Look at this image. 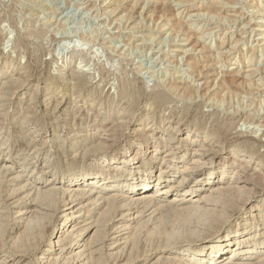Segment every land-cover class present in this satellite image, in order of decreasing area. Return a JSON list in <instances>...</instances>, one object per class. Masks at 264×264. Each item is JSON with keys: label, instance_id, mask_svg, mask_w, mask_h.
I'll use <instances>...</instances> for the list:
<instances>
[{"label": "rangeland", "instance_id": "1", "mask_svg": "<svg viewBox=\"0 0 264 264\" xmlns=\"http://www.w3.org/2000/svg\"><path fill=\"white\" fill-rule=\"evenodd\" d=\"M111 125L116 132L105 153L110 156L89 152L97 135ZM235 130L264 142V0H0V264H10L5 260L15 256L20 258L16 264H172L173 257L181 264H206L208 248L177 250L188 241L207 243L228 231L223 242L214 243L227 245V253L242 221L249 228L240 238L251 237L241 244L245 255L264 253L263 179L256 182L260 186L251 200L242 204L237 199L235 209H222L228 214L215 222L212 214L177 209L172 201L207 194L209 188L197 184L207 179L209 169L214 173L211 187L220 179L232 183L243 178L234 172L233 156L247 160L249 153L234 137ZM194 132L216 149L220 146L209 160L216 168L197 172L198 182L181 168L195 156L194 146L186 140L178 156H166L162 163L169 147L159 139ZM263 146L258 151L264 155ZM132 155L144 169L123 181L127 175L114 170L127 167L113 158ZM259 159L264 156L254 161ZM172 164L178 169L168 180L130 193L134 185L153 186L160 169ZM223 164L227 168L221 175ZM102 175L109 180L102 194L157 191L186 179L166 196L173 204L129 203L132 209L123 218L141 215L111 249L105 237L110 219L120 212V202L113 201L90 252L93 231L83 237V224L103 213L108 201L96 202L95 195L81 198L75 208L82 206V217L76 218L78 212L68 213V206L78 202V192L66 188L86 176L95 184ZM50 179L53 193L40 198ZM36 201L45 206L44 214L28 212ZM252 204L259 208L251 210L253 218ZM254 218L257 226L251 229ZM57 230L63 231L59 237ZM42 251L52 258L40 260ZM226 255L208 264L223 262Z\"/></svg>", "mask_w": 264, "mask_h": 264}, {"label": "bare ground", "instance_id": "2", "mask_svg": "<svg viewBox=\"0 0 264 264\" xmlns=\"http://www.w3.org/2000/svg\"><path fill=\"white\" fill-rule=\"evenodd\" d=\"M103 131H104L103 135H102V133H101V135H97V139H96L97 141L95 143H93L92 145H90L89 147H88V145H89L88 144L87 147H88V151L89 152L94 153L95 155L101 153V157L102 156L103 157L104 156L107 157V156H110V155H105V153H107L109 151L108 150V145H109L112 137L114 136V134L116 132V129H114L113 126L111 125V126H107ZM247 131H245V132H247ZM243 132H239V131L235 130V131H233V135L238 140V142L240 144L243 143L246 146L244 148V151L245 152L247 151L249 153V155H248L249 159L245 160V159H241V158H238L236 156H233L234 161L232 163V164H236V166H235L236 169H235L234 172L237 173L238 175H243L242 176L243 178L240 179L239 178L240 176H237L238 177L237 181L232 182V183H229L228 181H223L222 182L221 181L222 179H220L218 184L214 185V187H211L209 185L212 184V180L211 179H212V175L214 173L212 171H210V169H209L207 174H209V176H211V177L208 176L207 179H202L201 180L202 182L201 183L199 182L197 184L198 185L197 187L199 189H201V188H203V189L204 188H209V192L207 194H203L201 196H198V195L191 196V194H189V195H186L184 197L183 196L175 197L172 201L175 202L174 205L177 207V209H178V207H179V209H182V210L183 209L184 210L185 209H193V211H196L195 213H197L198 215H199V212H201V211L203 212V214H204V212H205V214H210V215L212 214L213 216H212L211 220H212V222H215V221H218V220H222L223 219L222 215L226 216V214H228V213H226V214L222 213V209H230V210L232 209V211H233V209H235L234 207L237 206V205L233 206L232 204L236 203L235 201L237 199H240L242 201V204H245L247 201L252 199L253 195H255L257 193L256 188H258L260 186V185L257 186L258 184L256 182L260 181L261 179H263L262 182L264 181V161H262V159H259L256 162L254 161L256 156H259V157H263L264 156L263 154H261V152H259L260 150L258 151V148L262 147L264 142H263V144H262L263 140L261 141V143L255 142L254 139H257V138L254 137V139H253L252 138L253 136L251 137L250 133H249L250 135H248L247 133H243ZM149 135H151V134H149ZM212 135H213V137L216 136V135H214V133ZM198 136H199V133L198 132L197 133L194 132L192 136H185V137L180 138V139H176L175 136H170L169 139H166L164 137L159 138L161 140H165L164 143L166 144V146L169 147V149L166 150L163 153V156H162L163 159L161 160L162 163L166 160V158H165L166 156H178V150L180 148V144L181 143L182 144H186L187 141H189L190 142L189 144L194 146L193 150H192V153L195 154V156L190 158L189 162L186 165L182 166L181 168H182V174H185V175L192 174L193 175V181H195V182L200 181V179H199L200 176H198L196 174H198L199 172L201 173L207 167H211L212 166V168L213 167L216 168V162L214 164H211V162L209 163V160L212 159V157L216 156V154L219 152V148H220V146H219V148L216 149L214 147L216 145H214L213 143H211L209 141H206L205 140L206 139L205 136H204L203 139L198 138ZM172 141H175L178 144L173 146V144H171ZM85 151H87V150H85ZM110 159H112V158H110ZM113 159H119L120 161H118V162L124 164L125 165L124 167H127V168H125L123 170L119 169L118 166L115 167V168H109L108 169V170L112 169L111 172H113L114 169H119V170H114V171L115 172L117 171V172L125 173L127 175V177H125V179H123V181L129 180V178H130V180L133 179V176H137L138 174H140V172H141L140 169L141 168L144 169L143 163L140 160H138L140 158H137L136 156H133V155L130 158L126 157V156H122V157L113 158ZM131 160L133 161V162H131L132 164L126 165V163L128 161H131ZM151 160H152V156L150 157V163L154 162V161H151ZM167 160H170V159H167ZM115 162H116V160H112L111 161V163H112L111 165H113V167L115 165L114 164ZM226 168H227V166L223 164V166L221 168V175L225 174ZM177 169H178V165H176V164H172L171 167L167 168V169H165L163 167V168L160 169V172L157 175V177L159 178V181L156 182L155 184H153V186H152V184L150 182H144L141 185L139 184L140 185L139 188H138V185L131 186L129 188V191L131 190L130 193H133L136 190L138 191V190L145 189V188L146 189H150V188L154 189L155 188L154 185H156V184L159 185V184H161V182H165L166 180H168V177L172 175V172L176 171ZM147 171H149V170L147 169ZM101 178L102 179L104 178L105 180L101 182V180H102L101 179L95 184L92 181L93 178L92 177H87V176L79 178V179H76V180H71L74 183H73V185H68L66 190H69V192L77 191L79 198H78V202H76L77 201L76 200V201L72 202L71 205L68 206V208L71 210L68 213H72L73 214L75 212L76 213L78 212L77 213L78 215L75 216V217L76 218H81L82 217L81 210H83V208H82L81 205L78 206V208L77 207L75 208V205L79 204L82 199H85V198H87V200H88V198L92 199L93 195H95V196H94V198L92 200L98 199L96 202H98L99 200L108 201L107 202V208H106V210L103 213L99 214L97 217H95V219L92 218V220H88V222L84 223L83 226L84 225L85 226L83 227V230L80 228L84 232V233H82L83 237H85L84 234H86V233H88L90 231H93L92 234H91V239L93 238V240H92L93 242H91V243L95 244V242H98L97 241L98 237L101 234V233L99 234V231L101 232V228H104L103 225L106 226V224H104L105 223V217L111 211V208H112V206L114 204L113 201L120 202L119 206H118L120 208L119 209L120 212L116 216H114L113 218L110 219L109 222H110L111 226L109 228H111V229L108 230L109 232L106 233L107 235L105 237L107 240H109L108 242H111V244H109V246L111 245V247H110L111 249L116 246V244H117V242H118V240L120 239L121 236L123 237L124 234L126 235V233H128L129 229L134 225V224L131 225V223L132 222L136 223L135 220L138 218V216L141 215V213H138L136 215L131 214V215H129L130 217L128 219H124L123 218L124 217L123 212L131 210L132 208H131L130 205H132V204L135 205L136 204V206H137L139 203H146L147 204V203H150V202L151 203L154 202V201L158 202V201H161V200L167 202L168 199L166 198V196H168L171 191H178L179 188L182 185H184V183H185L184 180L186 179L185 176H182L181 179H178L177 183L168 184L166 186H163L162 188H160V190H157V191L150 190L148 192H142V193L139 192L138 194H130V193L129 194H122V193L121 194L120 193L117 194V192L116 193L114 192L113 194L109 193L110 194L109 195V194H102L101 193L102 189H105L104 185H106V183L109 181L108 179H107L108 181H106L107 177L105 175H102ZM54 185H55V182H54L53 179L48 180V183L45 186H50V187H46L48 189L45 188L46 190L41 191L40 194H39L40 195L39 197L43 198V197L51 196V193H53ZM90 185H97V187H99L101 190H99V191L97 190L96 191ZM113 187L111 186V188H113ZM33 192H34V190H33ZM73 194H75V193H73ZM181 194H183V193H181ZM126 200H127V202H125ZM172 201H168L167 203H170ZM121 202H125V203H121ZM173 202H172V204H173ZM129 203H131V204L129 205ZM85 204H84V206H85ZM162 206H163V204H162ZM32 207H33V209L31 210V208H30V210L28 211L29 213L32 214L33 212H35V214L36 213L44 214V212L41 209L42 208L44 209L45 206L42 205V203L40 204V203H38L36 201L35 202V206H32ZM218 207H220V208L218 209ZM134 208H135V206H134ZM249 210L250 211L251 210H259V208H257L255 205L252 204L250 206ZM214 211L215 212L217 211V213H215ZM250 211H249V213H251L250 215L253 218L254 215L252 214V211L251 212ZM68 213H64V214L67 215ZM19 215H21L20 212H19ZM83 215H85V214H83ZM87 215H89V214H87ZM42 217H44V216H42ZM21 218L22 217L20 216L18 218V220H20ZM35 218H38V217L34 216V219ZM31 219H33V218H31ZM254 220H255V218H254ZM257 220L258 219H256L252 223L253 225L251 224L252 225L250 227L251 229H253V228L255 229L256 228ZM82 222H85V219H83ZM247 223H248L247 221H242V223H237V224H240V226L237 227V229L235 230V234H238V235H237V238H236L235 234H233V236L231 235L232 239L236 238V240H235V243H233V245H232V246H234L233 249H229V251L227 253H225V250H227L226 249L227 245L226 246H224V245L221 246V245H215L214 243L219 242L220 239H222L221 241L223 242L226 239V237H228V235H230V233L228 231H226L223 234L217 235L214 239H212L211 241H209L207 243L203 239H198V240L196 239L194 243H190L188 241L187 243H185L186 245L183 244L184 246L180 247L177 250V252H181V251L185 252V251H188V249L189 250H193L194 252H201V251H204L205 249L208 248V250H207L208 251V256H207L206 264L210 263L211 261H219L220 257H222L224 254H227V255L223 259V262H218L217 264H248L245 261L244 262L241 261L240 263H238V259H242V258L243 259H250V258L254 259V258H256V260H253V262H249V264L254 263V261L257 264L258 263H264V253L258 254V256H256V257H252V256H246L245 255V251L243 252V250H242L243 248H242L241 244L246 243V241L250 243L249 240L251 239V237H249V236L245 237V238H240V234H242L247 228H249V226L246 227ZM25 224H26V222H25ZM78 227H80V226H78ZM134 228H135V225H134ZM37 229H38V227H37ZM37 231L39 232V230H37ZM131 232H133V231H131ZM131 232H129V233H131ZM61 233H63V231H58L57 230V233H55V236L59 237V236H61ZM101 238H102V236H101ZM57 240H58V238H57ZM81 240H84V238H82ZM227 240H228V238H227ZM229 240H231L230 237H229ZM59 241L60 240H58L57 243ZM77 242H79V241L76 240L75 243H77ZM85 242H87V241H85ZM59 243L61 245V242H59ZM102 244H104V242ZM85 245H86V243H85ZM97 245L98 244H95V245L91 246L92 248H91L90 252H92V250L94 249L93 247H95ZM194 245H195V247H194ZM87 248H89V247H87ZM96 249H97V247L95 248V250ZM249 251H251V252L254 251L257 254V253H260L261 250L260 251H255L253 249H249L247 252H249ZM78 252H80V251H78ZM109 252H110V250H109ZM51 254L52 253L49 252V251L48 252H43L42 251L41 255L39 256L40 260L44 261L46 259L47 261H49L52 257L50 258L48 256L51 255ZM17 258L18 257L15 256L13 258L9 257L8 259H6V260L4 259V260H5L6 263L13 264L15 261L16 262L20 261V258H18V259ZM97 258H99V257L96 256V259ZM96 259H95V261H96ZM82 260L83 259L81 258V261ZM180 260L181 259H179V258L173 257V260H172L171 263L173 264V262L174 263L176 262L178 264L180 262L179 264H181L182 260L181 261ZM47 261H44V262H47ZM98 262H97V264H98ZM14 264H16V263H14ZM78 264H80V263H78Z\"/></svg>", "mask_w": 264, "mask_h": 264}]
</instances>
